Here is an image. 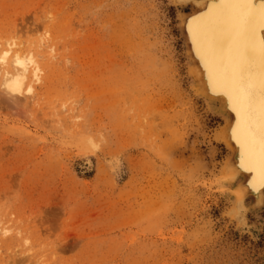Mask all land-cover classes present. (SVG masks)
Here are the masks:
<instances>
[{"label":"rangeland","instance_id":"1","mask_svg":"<svg viewBox=\"0 0 264 264\" xmlns=\"http://www.w3.org/2000/svg\"><path fill=\"white\" fill-rule=\"evenodd\" d=\"M192 10L0 0V54L41 64L19 102L0 76V264H264V200L241 203L225 118L193 95Z\"/></svg>","mask_w":264,"mask_h":264},{"label":"bare ground","instance_id":"2","mask_svg":"<svg viewBox=\"0 0 264 264\" xmlns=\"http://www.w3.org/2000/svg\"><path fill=\"white\" fill-rule=\"evenodd\" d=\"M173 2L176 6L193 7L191 12L180 18L188 56L187 64L193 79L191 86L197 100L214 105L219 116L225 118L224 125L216 134L218 141L229 149L223 166L224 176L231 181L242 179L239 184L241 203L244 198L250 197L259 205L264 200V67L261 62H257L256 72L246 75L252 82L251 89L247 90L250 93L248 98L252 99H248L246 91L244 93L240 89L236 58L238 59L240 50L245 51L247 41L252 39L264 60V0ZM253 33L255 37L251 36ZM13 43L7 42L0 54V76L6 93L15 97L23 95L24 91H33L32 86L26 84L39 78L41 64L35 53L29 50L24 52ZM241 55L242 63L248 62L246 54L241 52ZM17 100L16 102L21 101ZM5 233L6 230L0 228V235L4 237Z\"/></svg>","mask_w":264,"mask_h":264},{"label":"water","instance_id":"3","mask_svg":"<svg viewBox=\"0 0 264 264\" xmlns=\"http://www.w3.org/2000/svg\"><path fill=\"white\" fill-rule=\"evenodd\" d=\"M252 37L254 36L251 35ZM255 42V41H254ZM256 44V42H255ZM242 53L246 54V59H248V62H244V64L242 63L243 61V55H241ZM261 62L262 66L264 67V60L262 58V56L259 54L258 49L255 47L252 39L247 41V45L245 46V51L244 50H240V54H238V59L236 58V67L237 70L239 72V80H240V85H241V90L245 93L246 91V97L248 98L250 93H247V90L249 91V89H251L252 86V82L249 81V79L247 78L246 75L249 76V73H252V75L256 72V63ZM242 73V76H241ZM243 85V86H242ZM248 99H252L251 97H249Z\"/></svg>","mask_w":264,"mask_h":264}]
</instances>
